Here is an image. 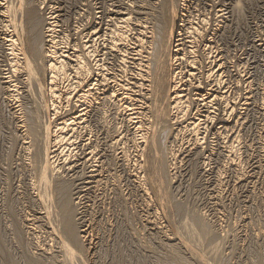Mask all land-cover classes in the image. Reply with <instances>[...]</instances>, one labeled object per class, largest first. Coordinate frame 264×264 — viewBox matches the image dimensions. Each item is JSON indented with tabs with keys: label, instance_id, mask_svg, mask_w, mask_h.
I'll list each match as a JSON object with an SVG mask.
<instances>
[{
	"label": "rangeland",
	"instance_id": "obj_1",
	"mask_svg": "<svg viewBox=\"0 0 264 264\" xmlns=\"http://www.w3.org/2000/svg\"><path fill=\"white\" fill-rule=\"evenodd\" d=\"M129 1H133L131 8L134 9L130 10L136 13L137 3H134V0H41L40 2L43 5L40 6L39 13L41 12L42 32L46 27L47 18L51 16L57 18L54 20L56 23V34L59 36L56 41H59L58 43L62 50L66 46V50L69 52L66 54L72 56L76 54V49H80L79 46H76L78 42L80 46H83L81 42L86 39V35L89 33L88 31H90L89 25H94L97 20L96 23L106 22V24L110 25L111 20L108 21L109 18L116 19L118 12H125V5ZM195 1L192 0L190 5L191 10L195 11L192 13L195 16L192 15L194 20L210 19L207 21V25L209 26H206L207 28L205 27L207 30L212 29V27L214 30L217 27L214 31L215 35L208 36L211 37V42L207 43L206 51H203V40L199 41V46H202L201 49L204 55L209 52L208 56L211 57V60L217 59L216 61H218L220 58L223 59L224 68L220 73L223 72L221 80H223V91L227 98L225 106L227 108H233L234 112L230 118L231 124L226 127L224 126L225 124H220L217 121L222 114L217 104L215 106L213 103L207 110L203 106H200L202 110V119H200L203 120V123L207 122L208 125H205L204 130L199 136L200 149L190 150L188 151L189 153H183L184 150H181L182 148L188 147L189 144L187 143L189 142L187 141L192 140L191 134L188 133L189 131H186L187 133L185 131L183 132L185 128H174L179 131L177 132L173 130V126L171 125L172 129L168 128L170 130L169 132H165V130L161 132V135L159 134V141L162 140L161 143L163 141L165 142H163L164 144H160L163 146L166 144V147L164 146L165 151L162 153L163 159L161 164L167 167H164V170L168 169V172L165 170L166 174L164 170L161 171L163 173H160L159 179L157 178L158 182L162 183L161 189L165 187L164 184H167L165 189L161 190L165 194L164 196L161 193L165 197L161 196L164 201L153 193V191L150 192L152 194L150 197L153 202L146 196L140 197L139 192L134 187V183H132V170L130 173L122 167L124 163L120 161L123 160L121 155L125 153L130 162L132 159L134 161L135 158L131 152L132 143L127 133V123L124 117H122L121 112L118 110L119 113L114 111L116 106L120 108L119 103L111 96L114 94V90L120 89V87L117 88L118 84H115L117 85L115 87L117 89L113 88L114 85L112 87L107 86L105 89L102 88V91L99 93L102 97L105 95L104 100L106 101L100 105L99 113L102 111L106 112V115L102 112L100 116L101 121L105 122V124H101L103 126L100 127L102 129L101 131L93 127V132L91 130V134H89L87 131L82 130L85 129L83 124L81 126L78 124L77 127H73V132L71 131L72 128H67V135H72L74 138L73 142L76 143L74 145L76 147L71 145L65 150L64 154L67 158L59 155L60 145L54 146L52 144V151L54 152L51 153V157H53L52 161L55 162L54 166L56 169L59 166L63 167L65 172L63 171L64 173H61L62 170H59L60 172L54 173L53 175L47 173L45 184L41 182L43 171H41L42 157H40V149L42 150L43 147L41 140H44L45 133H43L44 131L40 133L39 131H35L32 133V136L24 140L28 144H21L23 140H21L20 135L14 129L15 120L11 112H9L7 105H5V96L0 86V264H67L68 262L71 263L70 261L72 259L76 261L74 264H264V0H197V3ZM234 3H237V6H235L236 9L233 8ZM25 6L28 7V5ZM231 6L232 9L230 8ZM23 8L24 4L19 12H25L26 9L23 10ZM113 9H117V14ZM133 16L136 18L140 17L138 14H133ZM78 18L85 21L84 23L86 24L82 23V21L80 22ZM101 18L103 19L100 22L99 20ZM219 21L220 23L218 24ZM87 22H90V24ZM108 25L103 24V26L112 30H104V32L106 31V34L110 36L114 34L112 31L116 26L113 25V28H110ZM153 25L155 31L159 30L158 25ZM22 29L23 31L20 34L21 38L25 42H28L30 34L26 21L22 25ZM77 29L82 33L80 37L78 34L75 35ZM120 29L118 28L117 30V28H114L116 35L117 32H121ZM209 32L211 31L209 30ZM101 34H103V30ZM63 36L68 37L65 45L62 41ZM219 38L221 41H219ZM77 40L78 42H76ZM214 40L215 42L218 41L216 46L218 44L220 45L216 48L218 52L214 51ZM35 46L38 49L37 45ZM209 47L211 50H207L210 49ZM73 48H75V51ZM30 50H33V46ZM212 52L215 53L213 54ZM32 56L33 52L30 55L31 59H33ZM2 60L0 58V72L5 74L6 66L4 68L5 64L2 63ZM187 65L188 63L182 64V62L180 64L181 70L185 69V72L182 71L184 73L181 78L186 77L185 79L188 81L183 79L187 85L184 87L186 93L192 92L193 94L200 92L199 94L203 95L209 88L211 91L208 92L213 93V90L216 88L214 82L211 81L213 78L211 80H209L210 78L208 80L205 79L207 67H201L199 74L197 70ZM112 69L117 70L116 68ZM194 71L196 75L193 74L192 79H189L190 77L187 74L189 72L194 73ZM110 72H113V70H110ZM107 78L111 81L112 75L107 76ZM124 79L125 77L123 76L121 83L128 84L127 80ZM62 81L64 84L68 83L64 85L61 81L58 82L57 90L59 89V92L66 89V87L72 90L76 86L72 84L76 82L75 74H71L70 71L68 72V77ZM202 83L203 85L201 86L200 84ZM60 84H63L62 87ZM203 86L205 87L202 88ZM186 89H190L191 92H187ZM109 91L112 93L110 94ZM186 93L184 92L183 94ZM49 94L48 90H44L43 101L38 98V103L41 106L49 107L51 102L50 97H48L50 96ZM107 98L109 99L107 100ZM23 99V101L18 100L20 102V112H23L20 114L23 116V120L26 117L31 120L32 116L28 112L37 111L38 103L31 102V99L27 101L24 97ZM108 101L109 104L107 103ZM32 105H34L33 107L35 109ZM40 105L39 110L41 111ZM102 105L104 106L101 107ZM67 107L69 106H63L62 108L65 109H62L60 114L67 115L73 113L75 110L71 105L69 107L70 109L68 108L66 110ZM118 107L116 109H119ZM40 111L38 114L41 117V121H46L47 118L45 115V118H42L43 111ZM230 112L231 109L228 110V113ZM205 113L209 114L205 115ZM206 117L212 122L207 121ZM45 121H42V123ZM184 122L185 119L182 120L181 127L186 125ZM78 134H80V139L78 138ZM218 134L220 135L218 136ZM112 141L115 143L114 147H112ZM87 142L91 145V148L83 150L85 148L81 144ZM224 142L231 145L233 149V153L230 155L233 160V168L225 164L226 159L223 158L224 154L219 152L222 150H219V148L222 147ZM110 145L112 146L110 147ZM62 147L65 146L61 145L60 148ZM95 148L102 151L99 152ZM209 148L212 150L209 151ZM166 149L170 151L169 154ZM88 150H93L92 152L94 154L92 153V156L94 157L92 165L94 168L101 170L102 181L100 180L99 187L94 186L96 187L95 189H91V191L87 190L88 192H84L86 194L81 195L82 203L80 202L81 206H78L77 209L78 212L82 213L81 216H78L79 219L82 218L83 220L80 219L79 222H76L81 223L83 221L84 225L88 227L86 228L89 232L88 239L91 242V253L83 252L81 259H78L73 254L64 257L55 252L54 249L56 248L54 247H56V243L51 240V236V238L49 237L48 233L50 231L48 229L46 231L43 226L39 225L41 224L40 222L31 224L27 220H33L38 217L39 215L36 216V214L42 213L44 206L45 209L48 208V210H51L50 212L52 214L58 210V214L56 211L54 215L55 222H58V217L56 216L60 214L56 204L59 201L62 202L61 198L64 197L63 195L66 192L67 195H71L70 198L75 202L74 204L78 202L74 199L76 197L75 194L79 191L77 188H80L81 182L84 179L82 177H84L87 169H82V165L80 168L75 165V171H71L70 165L77 162L78 158L82 156V151L85 153L87 151L88 153ZM175 158L176 161L173 160ZM161 174H163L162 176L165 175L164 177L167 180L161 177ZM59 175L63 178V181ZM57 176L58 178H56ZM160 179L163 180L160 182ZM143 181L145 183L147 182L150 187L151 183L149 184V178L146 177ZM67 182L70 183L68 184ZM65 190L67 191L65 192ZM48 191L50 194H53V197H50V199L54 200V202L56 200L55 205L54 202L48 200L46 195ZM39 192L41 194H38L36 198L35 196ZM55 192L60 193H58L59 195H55ZM56 196L60 197L56 198ZM163 209L164 211H162ZM148 220H154L153 224H155L153 226L148 225ZM78 223H76V226H78ZM42 225L44 224L42 223ZM172 234H175L180 240H183L191 249V252H184V249L175 246L176 242L168 241V238ZM47 246H49V250L53 253L49 251L51 255L46 257L40 256L37 250L41 247L46 248ZM50 247H53V249ZM189 248L188 250H190ZM192 252L195 255L194 258H191Z\"/></svg>",
	"mask_w": 264,
	"mask_h": 264
},
{
	"label": "bare ground",
	"instance_id": "obj_2",
	"mask_svg": "<svg viewBox=\"0 0 264 264\" xmlns=\"http://www.w3.org/2000/svg\"><path fill=\"white\" fill-rule=\"evenodd\" d=\"M40 1L41 0H33V1L31 0H0V50H1L0 58L3 59L2 63L5 64L4 68L6 66L5 74L4 73L2 74L0 72V75H2L0 78V86L3 89L2 92L4 93V96H5V101H6L5 105H7L9 112H11L15 120L14 129L20 135L21 140H23L21 144H24V145L28 144L24 142V140L28 139L29 136H32V133L35 131H39V133L44 131L43 133H45L44 140L40 139L43 142V144L41 143L43 145V147L41 145L42 150L40 149V157H42L41 159L42 161L40 160L41 161V171H43V174L41 177L42 184H45L47 173H50L51 175H53L54 173H58L61 170H62L61 173L65 172L63 170V167L59 166V168L57 167L58 169L55 168L54 166L55 162L52 161L53 157H51V153L54 152L52 151V147H53L52 144H54V146L60 145L59 146L60 150L58 151L57 148L56 150L59 152L60 156L66 157L64 153H65V150L68 149V146L76 145V143L73 142V139H74L73 136L67 135V132H66L67 128H72L71 131L73 132L74 130L73 127H77L78 124H80V126L83 124L86 130L85 129H82V130L87 131L89 134H91L90 133L91 130L93 132V127L94 129L96 127L98 130L100 131L102 130L100 128V127H103L101 126V124H105V122L103 121L104 122L103 123L101 121L100 116L102 112L104 111H102L101 113L99 112H100L101 103L103 102L105 103L106 101L104 100L105 95L104 97H102L101 94L99 93L100 91H102L101 90L102 88L105 89L107 86L112 87V85H114L113 86L114 89H117L118 87H120V89L114 90V94H112L111 96L116 99V101L119 103L120 108H121L120 110V108L115 105L119 109H116L115 107L116 110L114 109V111L118 110L119 112H121L122 117H124V120L127 123V126H128L127 133L130 136L129 140L132 143L131 152H132V155H134L133 157L135 158L134 161H132L133 160L132 159L130 162L128 160L129 158L127 157L125 153H124L125 155L123 154L124 156L121 155L123 157V160H120V161L124 163V164L121 163L123 165L122 167H124L125 170L129 171L130 173L132 170V173H133L132 183H134V187L137 190V192H139L140 197L146 196L151 202H153V200H151V197H150L152 195L150 192L153 191V193H155L158 197L161 198V196H163L162 194H164L162 193L164 191L161 192V190H164L165 187L167 186V184H164L165 187L161 189L162 183L158 182V179L160 178V173H163L161 171H163L164 167H166L161 164V161L163 159L162 153L163 151H165L164 146L166 144L164 146L161 145V144H164L165 142L163 141L164 143L163 142L161 143L162 140L159 141L160 140L159 134L161 135V132H164L165 130H166L165 132H169L170 130H168V128L172 129V126H173V130L175 131H177L176 129H179V127L185 128L183 132L189 131L188 133L191 134L190 136H192V138L191 137L190 138L192 140L189 139L190 141H187L189 142L187 143L189 144L188 147L186 148L181 147L182 148L181 150L182 151L184 150L183 153L188 152L190 150H194V149H200L199 148L200 147L199 136L204 130L205 125H208L207 122L206 124V123H203V120H201L202 119L201 107L203 106L207 110V108L210 107L213 103L215 104V106L217 104L218 107H220L219 109L222 111V114L219 116L217 121H219L220 124L221 123L225 124L224 126L226 127H228L229 124H231L230 118H231L232 113L234 112V109L231 107L227 108L225 106L227 98H226L225 92L223 91L224 89L222 85L223 80H221L223 72L220 73L221 70L224 68L223 66L224 61L222 58H220L218 61H216L217 59L211 60L210 59L211 57L208 56L209 52L206 55H204V52L206 51L207 43L211 42L210 40L211 37H208V36H214L215 35L214 31L217 27L214 30L212 27V29H209L211 32H209V30L206 29L207 28L206 26H209L207 25L208 24L207 21H209L210 19L209 20H205V19L194 20L195 16L192 13L195 11H192L190 7L192 0H134V3H137V6H136L137 11L135 9L136 13L133 11L134 9L131 8L133 1H129L128 3H126L125 8H124L125 12L122 11V12H118L117 14V11H116L117 9L116 10L113 9L114 11H116V14L118 17L116 16L117 17L116 19L109 18L108 21L111 20L110 25L106 24V22L96 23L98 20L95 22L94 25L93 24L89 25L90 31H88L89 33L86 35V39L88 40L87 41L86 39L84 41L82 40L81 43L83 46H80L78 42V40L80 39H78L76 41L78 43L77 45L76 44L75 45L79 46L80 49L79 50L76 49L75 51V48H73L76 54H73L72 56H70L66 54V53H69L66 50L67 49L66 46L64 47L65 49L62 50L60 49L61 47L59 46V43H58L59 41L58 42L56 41L57 37L59 36H57L56 34V28H55L56 23L54 20L57 18H53V16L47 18L48 21H47V24H45L46 27L44 28V31L42 32L43 30L42 23H41L42 19L40 18L41 12L39 13L40 11L39 8L43 4ZM195 2L197 3V0ZM23 4H24L23 10L26 9V11L19 12ZM25 5H28V7ZM81 5H82V2H81ZM235 6H237V3L236 4L234 3V7H233L236 9ZM230 8L232 9V6ZM130 9H133V10L131 11ZM231 9L230 11H232ZM199 10L201 9L199 8ZM101 12H105V11H101ZM133 14H138V16L140 17L136 18L133 16ZM81 17L83 18V16ZM221 18H222V15H221ZM78 19L80 20V18ZM86 19L88 18L86 17ZM102 19L103 18H101L99 21L101 22ZM25 21L28 24V29H29V34H30V38L28 39V42H25L21 38V35H20L21 31H23L22 25L25 24ZM81 21L82 20H80V22ZM220 21L218 22V24L220 23ZM84 22L85 21H82V23ZM79 24L81 25V23ZM88 24H90V22ZM103 24L110 26V28L111 27L113 28V25H115L116 27L114 28H117V30L118 28H121L120 29L121 32L120 31L117 32V35H116L114 28H113L112 32H114L115 35L111 34L110 32L111 35L109 36L108 34H106V31L104 32V30H112V29H108V27L103 26ZM153 24L158 25L159 30L155 31V27ZM80 30L82 29L80 28ZM80 30L77 29L76 33L74 31L75 35L78 34L80 37V34H82ZM102 30H103L104 35L101 34ZM67 39L68 37L66 36L62 37V41L64 42V45L66 41H68ZM200 40H203L202 44L204 45V49H203L204 52L201 49L202 46H199ZM219 41H221V39ZM86 43L89 45L87 46ZM217 43L218 41L215 42L214 40L215 46L213 47H215L214 48L215 52L217 51L216 48L219 45L218 44L216 46ZM68 44H67V47H68ZM35 45H37L38 49H36ZM32 46H33V50L29 51V49H31ZM62 48H63V45H62ZM207 50H211V48ZM32 52H33V56H32L33 59H31L30 57ZM181 62L182 64L188 63V65H190L192 69L197 70L199 74H200L199 72L200 68L206 66L207 69H206L205 79L208 80L210 78L209 80H211L213 78V80L211 81L214 82V86L216 87L215 90L212 89L213 93L208 92V91H211L210 88L203 95H200L199 94L200 92H195L192 94L190 89L189 90L186 89V90L187 92L190 91L191 93H186L184 87H186L187 85L183 81V79H185L186 77L183 79L181 78L182 74L185 72L184 71L185 69L181 70V66H180ZM112 68H116L117 70H114ZM110 70H113V72H110ZM69 71L71 72V74L72 73L75 74L76 82L72 84L73 85L75 84L76 86L75 88H72L71 86L72 90L69 87L68 88L66 87V89L59 92L58 91L59 89L57 90L59 84L57 85V83L60 81L63 83L62 80L68 77ZM182 71L184 72L182 73ZM193 74L196 75L195 71L194 73L189 72L187 74V76L190 77L189 79H192ZM109 75L110 76L112 75L111 81H109V79L107 78V76ZM123 76L127 80L128 84L126 85L121 83L122 82L121 79H123ZM185 80L187 81V79ZM115 84H118V86ZM69 85H70V82H69ZM200 85L202 86L203 83ZM116 86L117 88H115ZM204 87L205 86H203L202 88ZM44 90H48V92L50 93L49 94L50 96L48 97H50L51 102L49 104V107L47 106V108L41 106L38 103L39 102L38 98L41 99V101H43L42 97L44 94ZM104 91H107V90H104ZM184 92L186 94H183ZM23 97L27 101L31 99V102L33 101V102L38 103V106H37L38 110H39V105L41 106L40 109L44 113L42 118L44 117V115L47 118L46 121L42 120V121H45L44 123H42L41 117H39L40 115L38 114V112L40 110L38 111L37 108L36 110L38 112L37 111L28 112L32 116V117L30 116L31 120L27 119V117L26 118L24 117L25 118L24 120L22 119L23 116H21L20 114L22 111L20 112V105H19L20 102L19 101H23L24 100ZM109 98H107V100ZM31 102L29 103L31 104ZM41 103L43 104V102ZM107 103L109 104V101ZM70 105L74 107L75 112L73 111V113H69L67 115L60 114V111L63 109L62 108L63 106L70 107ZM33 106L34 105H32V107ZM103 106L104 105H102L101 107ZM69 107H67L66 110ZM230 109H231V112L228 113V110ZM72 110L70 111L72 112ZM65 113L67 112L65 111ZM104 113L106 115V112ZM207 114L209 113H205V115ZM183 119H185L184 124L186 125L181 127ZM206 120L208 121L209 118L206 117ZM33 121L37 123L35 124ZM40 124L42 125L39 126ZM209 124H212V123H209ZM69 132H70V129H69ZM78 135H79L78 138L80 139V134ZM219 135L220 134H218V136ZM92 136H93V133H92ZM164 136H165V133H164ZM162 139H165V138H162ZM88 142L81 144L82 147L85 148L83 150L91 148V145L89 144L90 142L89 143ZM225 143L226 142H224L222 147L219 148V150L222 149L219 152L221 154H224L223 158L226 159L225 164H227L228 166L229 165L232 166L233 160L231 159L230 155L231 153H233V149L231 148V145H228L227 143L225 145ZM114 144L115 143L113 142V146L110 145V147L111 146L114 147ZM61 145L65 147L60 148ZM167 149L166 151H168ZM169 150L171 151L170 148ZM211 150L212 149L209 148V151ZM90 151L88 153L87 151L86 153L82 151V154H81L82 156L78 158L77 162L76 163L74 162L70 165L71 171L74 170L76 166H79L80 168L81 165H82L81 166L82 169L84 170L87 169L86 170L87 172H85V175L83 174L84 177H82L84 178L81 182L82 183L81 185L83 186L80 185V188H77L79 191L77 190L78 192H76L75 194L76 197L75 198L73 197L78 202L74 204L75 202H73V200L70 198L71 195L70 194H69L70 196L67 195V192H66L67 190H65L66 194L63 195L64 196L63 198H61L62 202L59 201L60 205H59V202H57L56 204V206H58V208L57 207L56 208L59 209V214H60L59 216H56L58 217L57 218L58 222H55V218H54L55 212L57 211V214H58V210L54 211V213L52 214L50 212L51 210H48V208L45 209L44 206L42 209L43 210L42 213L36 214V216L39 215L38 217L34 218L33 220L32 219L29 221L27 220V222L31 224L40 222L41 224L39 225L43 226L46 229V231L48 229L50 231V233H48L49 237L51 236L52 237V238L50 237L51 240L54 241V243H56V245L54 244L56 246L54 247L56 248L54 249L55 252L63 255L64 257H67L70 254H73L78 259H81L83 252L91 253V242L88 239L89 238L88 237L89 232L87 230L88 227L84 225L83 221H81V223H78L80 219H82V218L79 219L78 216H81L82 213L78 212V209H77L78 206H81L80 204L82 200L81 195L86 194L84 192H86L87 190L91 191V189H95L96 187H99L101 183L100 180L102 179L101 170L94 168V166L92 165V160L94 156H92L93 150L91 152ZM170 151H168L167 153L169 154ZM173 160L176 161V158ZM56 166L58 165L56 164ZM165 170H167L168 172V169H165ZM165 170H164V173H165ZM162 175L163 174H161V177L165 176V175L164 176ZM146 177L149 178V184L151 183L150 185L151 188L149 187L147 182L145 183L143 181V179H146ZM56 178H58V176ZM61 178L62 177H60V179ZM164 179L167 180L166 177H164ZM161 180L163 179H160V182ZM62 181H63V178H62ZM97 182H99L98 186H97ZM67 183L69 184L70 182H67ZM62 191L64 192V190ZM58 193L55 192L54 194L56 195ZM38 194H41V193L40 192L37 193L35 196L36 198ZM46 195H47L48 200H51L50 197L51 198L53 197V194H50L49 191L46 193ZM57 197H60V196H56V198ZM161 200L163 199L161 198ZM51 201L54 202V200H51ZM55 202H54V205H55ZM162 211H164V209ZM60 219L61 221L59 222ZM153 221L148 220L147 224L153 226L155 224V223L153 224ZM42 223L44 225H42ZM76 223H78V226H76L77 225ZM168 241L176 242L175 246L179 247L180 249H184L183 250L184 252H187V251L191 252V249L184 243V241L180 240L175 234L174 235L172 234V236L168 238ZM50 244H51V241H50ZM187 247L190 250H188ZM50 248L53 249V247H50ZM49 251H50L49 246H47L46 248L41 247L39 248V250H37L39 255L42 257L51 255L50 252L52 251L50 252ZM189 254L191 255V253ZM194 256L195 255H193V252H192L191 258L192 257L194 258ZM70 262L71 263L68 262L67 264H74L76 261L72 259ZM199 263H201V261H199Z\"/></svg>",
	"mask_w": 264,
	"mask_h": 264
}]
</instances>
